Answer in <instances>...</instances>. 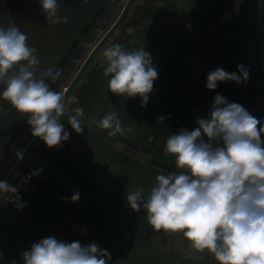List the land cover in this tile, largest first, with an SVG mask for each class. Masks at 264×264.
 <instances>
[{"label":"crops","instance_id":"0c3cea01","mask_svg":"<svg viewBox=\"0 0 264 264\" xmlns=\"http://www.w3.org/2000/svg\"><path fill=\"white\" fill-rule=\"evenodd\" d=\"M151 1L154 2L142 0V3ZM167 1L160 0L158 4L165 5ZM201 1L203 2L198 5V1L192 0L194 5L191 6L186 2L182 11L168 10L171 18H167L164 23H169L165 24L169 27L175 23L173 30L184 34L181 45L186 52L177 56V61L167 55L171 60L162 64L160 56L150 50L158 78L154 81L146 106H142L139 96L123 97L106 90L110 77L107 79L103 74L106 66L104 58L105 62L99 65L94 80L86 77L84 87L81 84L84 90L81 89L80 102L73 107L83 108L86 98L89 97L96 98V101L103 99L105 106L106 101H111L109 108L122 112L121 122L125 132L123 135L109 136V130L91 123L92 120L99 121L103 114H90L91 120H87L85 116L88 110L84 108L85 116L81 117L84 130L81 134H77L68 124V118L63 117L61 123L70 133L67 141L72 153L63 146L60 150H55V154L47 148L42 164L34 170L33 176L41 168L42 176L45 170L53 175L58 170L64 171L61 168L63 165L59 166V160L68 166L66 170L70 173L64 179L61 178L57 185L51 183L52 174L47 176V181H42L41 175L36 179L32 176L28 185L21 187V191L18 189L24 205L21 210L13 206L10 209L0 206V253L3 254L0 264H23L21 254L31 248L30 244L21 239L27 235L26 232H31L28 236L30 243L47 237L66 243L80 241L82 245L95 242L99 248L110 252L111 260L112 256L115 259V263H110V260L108 264H215V258L209 257L207 250L196 251L181 233H165L162 230L157 232L153 228L149 230L150 225L143 208L140 212L131 210L130 216L122 217V243L134 246V249H126L123 244L122 250L116 246L112 248L110 227L105 226L111 220L108 207H111L112 201L100 199V196H107V193L117 192L123 195V201L126 202L127 193L137 189H143L147 196L156 183L157 175L177 171L174 157L165 153L167 138L177 134L182 128L189 131L196 128V118L208 117L210 105L214 103H209L208 100L214 99L217 94L228 98L229 103L241 104L264 122V0ZM206 27L211 30L210 51L198 59L193 54V47L201 42V34L202 31L206 32ZM140 32L143 33L142 28ZM134 34L135 31L125 38L122 37V46L132 42ZM134 37H137V33ZM112 44L115 45V42ZM175 51L177 52V48ZM173 56L176 57L175 52ZM241 64L248 70H253L249 71L246 83L237 85L232 81H225L218 82L215 90L206 88V78L210 71L219 67L229 73L237 72V66ZM93 83H96L97 90L91 89ZM156 96L161 97L159 105L155 103ZM116 98L121 108L113 107ZM129 105L135 106L133 110ZM137 108H141V112H136ZM147 113L155 118L154 129L149 131L147 138L148 142L154 141L149 143L151 150L148 155L144 152L140 154V148L134 144L136 117L144 118ZM160 117L164 119L161 121ZM76 157L86 167L79 165ZM5 179L8 180V176ZM75 192H79L80 199L72 202L70 197ZM117 197L120 198L118 203L121 205L122 198ZM90 199L95 201H89ZM95 208L98 212L94 211ZM37 209L41 220L30 214L31 210ZM12 210L21 215L6 221L8 211ZM146 224L149 226L143 234L142 227ZM144 236L146 242L139 245V248L130 242V239L134 242V238L141 237L138 241L144 243Z\"/></svg>","mask_w":264,"mask_h":264},{"label":"clouds","instance_id":"9594fccd","mask_svg":"<svg viewBox=\"0 0 264 264\" xmlns=\"http://www.w3.org/2000/svg\"><path fill=\"white\" fill-rule=\"evenodd\" d=\"M39 2L48 26L68 23V16L59 14L58 0ZM7 20L6 27L0 25V99L20 118L28 117L33 137L49 148L61 147L70 133L60 117L73 101H66L64 93L52 90L47 82L55 83L61 71L49 67L37 74V48L28 46L27 36L13 18ZM102 56L106 60L103 74L110 77L109 91L139 96L146 106L158 78L150 53L144 48L126 51L115 44L105 48ZM206 79L208 90H215L218 82L239 85L248 81L249 70L242 64L232 73L218 67ZM83 116L84 109L77 107L67 117L77 134L84 130ZM91 123L109 130L112 137L125 132L117 111ZM195 123L198 126L193 130L182 128L166 140L165 153L174 157L177 171L157 175L147 196L143 189L127 193L126 202L135 212L143 208L155 231L181 233L193 249L207 250L218 264H264V122L241 104L229 103L217 94L208 117H197ZM15 156L22 161L24 151L17 150ZM0 192L12 193L16 201L22 199L18 187L7 180H0ZM79 199V192L70 197L72 202ZM21 259L23 264H108L111 254L95 242L82 245L47 237L33 243Z\"/></svg>","mask_w":264,"mask_h":264},{"label":"rangeland","instance_id":"374dc122","mask_svg":"<svg viewBox=\"0 0 264 264\" xmlns=\"http://www.w3.org/2000/svg\"><path fill=\"white\" fill-rule=\"evenodd\" d=\"M120 1L121 0H118L117 4L115 6L116 9L119 7L121 2H122V4L125 2L124 0H122L121 2ZM193 1H198V5L200 4V2H203L201 0H193ZM167 2H168L167 4L165 3V5L159 6L158 3H160V0H156V1L154 0V2L151 1L149 3H142V0H134V2H130V3L128 1V3L125 5L124 11L119 16V19L115 25V28L113 29L111 34L107 35V37H105L96 46L95 50L90 54V56L86 60L85 66L83 68V73H85L86 70H88L92 67L93 68L95 67L92 70V72H90L91 76L89 73V77L87 76V78H89V79H91V81H93L94 77L98 74L97 69H98L99 65L102 62H105L103 60L104 57H102V52L104 51L105 48H107L105 46L110 41L111 37L114 34H117L116 39L114 41L115 44L123 45L122 40L125 37L129 36L132 32L135 31L134 36L137 33V37L133 36V38L131 40L132 42L124 43V46H123L124 49L126 51H130L133 49L144 48V50L148 51L150 53V55H151L150 50H152V53L155 51L154 53H157L160 56V59L162 60V64H167L171 59H173V61H177V56L179 57L180 55H184V53L186 51L184 50V48L181 45L182 40H184V34L181 33L180 31H174L173 29H171L169 27V25H167V26L165 25V24H169V23H164V22L167 18L170 17L169 16L170 13L168 10H170L171 12H174V10L182 11V8L184 7L183 5L186 2L188 4V6L194 5V2H192V0H168ZM114 11H116L115 8H114ZM118 11L119 10H117L114 13L115 16H117ZM111 16H109L107 21L102 24V26L99 28L97 33L93 36V38L90 41H93L94 38H96L98 35H101L103 33L102 28H104V25L108 22V20L110 19ZM243 19H244V17H243ZM243 19H242V21H243ZM126 22L130 28L129 30H125V28H123V25ZM141 28L143 30L142 34L140 32ZM210 31L211 30L209 29V27H206V32L209 33V35L211 36ZM122 37H124V38L122 39ZM89 42H88V44H89ZM138 43H140V44H138ZM88 44L83 48V50L80 52V54L78 55V57L76 58V60L72 64V66L70 67L71 70L69 69L68 72L66 73L65 77L63 78V80L59 84L58 88L56 89L57 92H58L59 87L62 86L64 83H66V81H68V79L71 76L76 64L80 61L83 53H85L87 51V49L89 48ZM136 45H139V47H137ZM176 48H177V52L175 51ZM174 52L176 54V57L173 56ZM193 54H194L195 58H198L194 52H193ZM167 55L172 56V58L171 59L167 58ZM105 65H106V63H105ZM107 79H109V77H107ZM77 82H78V80L75 81V84H77ZM85 83H83V87H84ZM90 86H92V85H89V87ZM81 89H83V88H81ZM91 89L97 90L96 89V83L95 84L93 83V86ZM106 90H109L108 87L106 88ZM80 98H81V96H80ZM80 98H79V102H80ZM106 102H107V104L105 106L103 99L96 101V98H94V97L86 98L85 105L83 106V108L88 110V111H86V116L84 115L85 118L87 120H91L92 114L96 115V114L101 113V114H103V116H105L106 114L113 112V110L110 109L108 106V104L111 101H106ZM74 105H75V103L70 105V108H71L70 114H74V110H75V107H73ZM113 107H115V108L120 107L121 108V106L119 104H117V98L114 101ZM129 107L131 110H133V107H135V106L129 105ZM136 112H141V108H137ZM121 114H122V112H118L120 120H122ZM155 116L156 115H154V117ZM63 117L66 118L68 116H66V115L62 116L61 121H62ZM61 121H60V123H61ZM135 122L137 124H136V131L134 132V134H135L134 135V140H135L134 144H135V146H138L140 148V152H139L140 154H142L144 152V153H146V155H148L149 151L151 150V146H149L151 144H149V143H154V141L148 142L147 138L149 136V131L151 129H154L153 124L155 123V118H153L151 113H147L144 118L143 117L142 118L136 117ZM28 127H29V125H27L0 152V180H6L5 178L8 176L7 182L10 183L12 181V179L14 178L17 169L20 167V165L27 158L29 151L27 153H25L26 148L29 146V143L33 138L31 132H29V129H31V127L29 129H28ZM50 149L53 150L52 148H50ZM17 150H23L24 151V158L22 161H18L16 156H15V152ZM53 153L55 154V153H57V151L53 150ZM75 159L78 161L79 165L86 167V165L84 163H82L78 157H76ZM61 165H63V166H61ZM59 166H61L62 170H64V171L58 170V172L53 175L52 173H48V172H50L49 170H47V171L45 170L44 176L41 175V173H42L41 172V173L33 176V179H36L41 175L42 181H45L47 176L49 174H52L53 177L51 179V183L53 185L54 184L57 185L60 183L59 180L61 178L64 179L66 177V175L70 173V171L66 170L68 168V166L66 164H64L61 160H59ZM111 167L113 168V166H111ZM112 172H110V173H112ZM116 172H118V171H116ZM119 182H120V180H119ZM47 183H49V181L46 182L45 184H47ZM21 190H22V188L20 187L19 191H21ZM1 193L2 192H0V194ZM52 194L55 195V193H53V192H52ZM117 196H121V198H122L121 205L118 203V201H120L119 200L120 198H118ZM103 198H104V200H107V201L111 200L112 201L111 207L110 208L108 207L109 212H111L110 213L111 214L110 215L111 220H110L109 225L108 224L105 225V226L110 227V232H111L110 242H111L112 248H114L116 246L117 248L122 250V244L126 249L132 247L129 244H126L125 242L122 243V217L130 216L132 214L130 212L132 209L130 208V206L127 205L126 202L123 201V195L120 193L110 192L109 194L107 193V196L106 195L100 196V199H103ZM89 201H95V199H90ZM101 208H103V207H101ZM94 211L98 212V209L95 208ZM19 214L20 213L16 212L15 210L8 211V214L5 218V220L6 221H9L8 219L13 220V217H15V216L17 217V216H19ZM30 214L41 220V217L39 216V209H37L36 211L31 210ZM41 214H43V213H41ZM34 225L38 226L39 224L38 225L34 224ZM147 226H149V225L146 224L145 226L142 227L143 234H145ZM151 228L152 227L149 226V230ZM1 229H2V226L0 225V230ZM25 234H27V235L21 239H23L24 242H26L27 244H30V246H31L33 243H30L31 240H29V237H28L31 234V232H26ZM114 235H117V237H114ZM141 237L134 238V242L132 239H130V242L133 245L135 243L136 244L135 247L139 248V245L145 244V242H146L145 236H144V243H143V241H138V239ZM133 249H134V246L132 247V250ZM114 260L115 259H113V256H112V260L110 263H115Z\"/></svg>","mask_w":264,"mask_h":264},{"label":"water","instance_id":"95a60500","mask_svg":"<svg viewBox=\"0 0 264 264\" xmlns=\"http://www.w3.org/2000/svg\"><path fill=\"white\" fill-rule=\"evenodd\" d=\"M114 1L117 0H87L86 3L85 0H58L59 14L68 16V23L50 27L45 22L39 0H0V25L6 27L7 17L13 18L16 26L27 36L28 46L37 48V58L40 61L37 74L49 67L61 71L62 64L68 63L73 58L75 61L80 54L76 56L75 49L85 43L81 52L97 33L102 25L88 40L87 33L97 26L96 19L105 11L104 5ZM65 75L66 73L62 74L54 85L51 81H47L50 88L56 91ZM2 91L3 87L0 86V92ZM24 118L27 119V116L20 118L7 101L0 99V140L10 136L0 144V152L28 125L12 134L19 127L18 124L27 122L26 119L24 122ZM62 146L72 153L68 141H63Z\"/></svg>","mask_w":264,"mask_h":264},{"label":"built area","instance_id":"2783aa9c","mask_svg":"<svg viewBox=\"0 0 264 264\" xmlns=\"http://www.w3.org/2000/svg\"><path fill=\"white\" fill-rule=\"evenodd\" d=\"M124 1L125 2L123 4L121 3L118 7L119 11H118L117 16L114 15L112 19H109V21L111 20L110 21L111 23L108 21L104 25V28H102L103 33L101 35H98L96 38H94L93 41L89 42L88 44L89 48L87 47L88 48L87 51L83 53L80 61L76 64L68 81H66V83H64L62 86L59 87L58 91L64 93L65 100L73 101L72 103L66 104L68 112L65 115L69 113L70 105L79 101L80 93H81L80 85L81 83L85 81L86 73H88L89 71L88 69L85 71V73H83V68L85 66L86 60L88 59L90 54L95 50L96 46L106 37L110 29H112L116 25L119 19V16L122 14V12L125 9V5L128 3V0H124ZM207 25L210 26L209 24ZM129 29L130 28L127 26L126 30H129ZM209 38L210 37L208 36L207 39L209 40ZM209 50H210V46L208 44H203L200 48H197V51L199 52V54L208 53ZM77 80L78 82L77 84H75V81ZM158 101L159 99H157V103ZM61 117H60V121H61ZM47 148L49 147H47L42 140H40L39 138L33 137L29 143V146L26 148L25 153L29 151L28 156L24 160L22 165L17 169L16 174L14 178L12 179V181L9 183V185H14V186H17L18 188L28 185L32 180V176H33V172L35 168L40 165L44 157L45 150ZM52 149L60 150L61 147H52ZM12 195H13L12 193L2 192L0 194V206L5 209L15 206L17 210H21L22 208H19L18 205L23 204V202L21 200L16 201L14 197H11ZM216 264H218V262H216Z\"/></svg>","mask_w":264,"mask_h":264},{"label":"flooded vegetation","instance_id":"af4514ba","mask_svg":"<svg viewBox=\"0 0 264 264\" xmlns=\"http://www.w3.org/2000/svg\"><path fill=\"white\" fill-rule=\"evenodd\" d=\"M118 2V0L117 1H114V2H112V3H107V4H105L104 5V8H105V11L104 12H102L100 15H98V17H97V19H96V21H97V26L96 27H94L93 29H92V31L91 32H89V33H87V37H88V40L91 38V36L93 35V33L95 32V30L100 26V25H102V23H104V22H106L107 21V19H108V17L112 14V12H113V10H114V8H115V5H116V3ZM87 40V41H88ZM85 45V43H82V45H80V47H77L75 50H76V56L80 53V50L82 49V47ZM76 58V57H75ZM74 62V58L73 59H71V60H69V62L68 63H64V64H62L61 66H62V70H61V75H60V77L62 76V74H64V72H65V69L67 68V67H70L71 65H72V63ZM59 77V78H60ZM59 80V79H58ZM57 80V81H58ZM56 81V82H57ZM55 82V83H56ZM55 83H52V85H54ZM26 118H24V122L28 119V117H27V119L25 120ZM27 124V122H25V123H23V124H18L19 125V127L16 129V131L14 130L13 132H12V134L13 133H15V132H18L19 130H21V127L23 128L25 125ZM12 134H10V135H12ZM9 137L10 136H7L5 139H9ZM5 139H2V140H0V144H2L4 141H5ZM1 146V145H0Z\"/></svg>","mask_w":264,"mask_h":264},{"label":"trees","instance_id":"16d2710c","mask_svg":"<svg viewBox=\"0 0 264 264\" xmlns=\"http://www.w3.org/2000/svg\"><path fill=\"white\" fill-rule=\"evenodd\" d=\"M121 1H122V0H121ZM121 1H120V2H121ZM128 1H129V3H130V2H134V0H128ZM121 3H122V2H121ZM115 10L117 11L118 8L116 9V7H115ZM113 11H114V10H113ZM116 11L112 12L113 15H112V14H111L112 16L110 15V16H111L110 19L115 15L114 13H115ZM108 21H109V20H108ZM110 21H111V20H110ZM110 21H109V22H110ZM174 24H175V23H174ZM174 24L172 23V24L170 25V26H171V27H170L171 29L174 28V26H173ZM127 26H128V24H127V22H126V23L123 25V28H125V30H126V27H127ZM128 27H129V26H128ZM114 28H115V26H114L112 29H110V31L107 33V35L111 34V32L113 31ZM209 28H210V27H209ZM107 35H106V37H107ZM116 35H117V34H114V35L111 37L110 41L106 44V46H112V45H113L112 43L115 41V39H116ZM208 36L210 37L209 40L207 39ZM200 39H201V42H200L198 45H195V46L193 47V52L196 54V56L198 57V59H199L201 56H203V55H205V54H208L209 52H208V53H204V54H203V53H202V54H199V52L197 51V48H200L203 44H208L209 46H210V44H211V36L208 35L206 32L204 33V32L202 31V34H201V38H200ZM106 46H105V47H106ZM209 51H210V50H209ZM70 67H71V66H70ZM70 67H67V68L65 69V72H64V73H67V71H68L69 69L71 70ZM90 70H91V68L89 69L88 73H86V77H87V75L89 74ZM249 71H250V72L253 71L252 68L249 69ZM80 87H81V85H80ZM80 89H81V88H80ZM157 99H159L158 103H157ZM227 99H228V98H227ZM208 102H209V103H210V102H214V99H210V100H208ZM155 103H156V105H159V104L161 103V97H160V96H156V97H155ZM70 109H71V108H70ZM69 112H70V111H69ZM68 114H69V113H68ZM68 114H67V115H68ZM53 150H54V149H53ZM54 151H55V150H54ZM44 156H45V154H44ZM43 159H44V157H43ZM43 159H42V161H43ZM42 161H41V162H42ZM41 164H42V163H40V165H41ZM21 165H22V164H21ZM21 165H20V166H21ZM40 165H39V166H40ZM39 166H38V167H39ZM36 168H37V167H36ZM36 168H35V169H36ZM10 208H11V207H9V208H7V209H10ZM208 255H209V257H212V254H210V253H209ZM216 262H217V261H215V264H216Z\"/></svg>","mask_w":264,"mask_h":264}]
</instances>
